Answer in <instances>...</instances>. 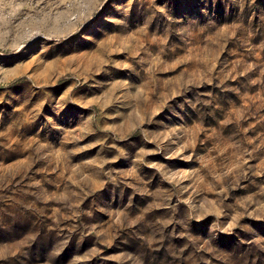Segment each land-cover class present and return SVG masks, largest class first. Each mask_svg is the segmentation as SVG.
<instances>
[{
  "label": "rangeland",
  "instance_id": "rangeland-1",
  "mask_svg": "<svg viewBox=\"0 0 264 264\" xmlns=\"http://www.w3.org/2000/svg\"><path fill=\"white\" fill-rule=\"evenodd\" d=\"M0 264H264V0H0Z\"/></svg>",
  "mask_w": 264,
  "mask_h": 264
}]
</instances>
